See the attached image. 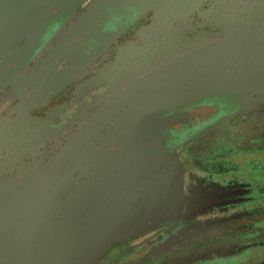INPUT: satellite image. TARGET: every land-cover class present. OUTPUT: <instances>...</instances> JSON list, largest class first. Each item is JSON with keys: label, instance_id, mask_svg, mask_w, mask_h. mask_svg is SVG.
Here are the masks:
<instances>
[{"label": "flooded vegetation", "instance_id": "obj_1", "mask_svg": "<svg viewBox=\"0 0 264 264\" xmlns=\"http://www.w3.org/2000/svg\"><path fill=\"white\" fill-rule=\"evenodd\" d=\"M42 1L0 0V264H41L47 188L101 171L130 227L91 264H264V0ZM141 74L184 95L133 138Z\"/></svg>", "mask_w": 264, "mask_h": 264}, {"label": "water", "instance_id": "obj_2", "mask_svg": "<svg viewBox=\"0 0 264 264\" xmlns=\"http://www.w3.org/2000/svg\"><path fill=\"white\" fill-rule=\"evenodd\" d=\"M37 1L39 4L43 3L42 0ZM64 1L66 0L54 3L53 6L59 7ZM38 2L36 5H39ZM153 50L151 55H157L158 52ZM136 53L140 55L139 52ZM184 75L180 74V81L185 80ZM226 75V82L236 83L241 74H222L225 77ZM220 76L195 74L196 92L190 94V97L202 95V90L207 89V86H214L217 81H221ZM205 78L212 80L211 83L207 82L209 85ZM175 86L174 74H141L135 77L129 89L122 95L135 104L136 109L131 108L128 112L132 117L136 112L135 118L140 116L142 123L138 125L137 121H131L124 125L123 135H131L134 138L151 122L155 113L173 106L178 97L184 95L183 89L177 91L178 86ZM109 113L111 111L107 109L103 117ZM121 114L124 115L123 112ZM124 117L130 119L125 115ZM120 145L118 141L112 147L118 150ZM103 175L104 172L101 171L99 180L96 177L94 182L90 181L67 192L55 184L47 188V255L36 256L37 259L40 257L41 264H91L99 253L128 231L130 224L122 206L115 201L113 204L104 196V193L118 194V187H113L108 180L104 181ZM3 257L5 264H14L13 254H4Z\"/></svg>", "mask_w": 264, "mask_h": 264}]
</instances>
